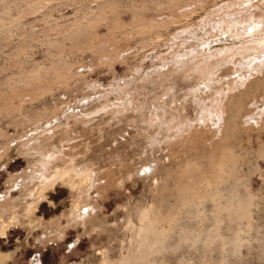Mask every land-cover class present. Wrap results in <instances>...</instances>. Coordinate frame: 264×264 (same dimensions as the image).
Listing matches in <instances>:
<instances>
[{"label": "rangeland", "instance_id": "1", "mask_svg": "<svg viewBox=\"0 0 264 264\" xmlns=\"http://www.w3.org/2000/svg\"><path fill=\"white\" fill-rule=\"evenodd\" d=\"M95 1L96 0H42L43 3L41 6L32 10L30 7L36 5L38 2L37 0H0V22L1 19L7 22L9 18L15 21V23L11 25V29L3 28L2 22L0 24V100H3L4 98V100L0 102L7 101V99L12 101L13 99L12 103L20 106V111L13 112L11 114L12 116L9 115L10 117L6 114H0V128L4 131V138L3 136L0 137V147H2V149L0 148V153L5 147V142H7L8 139L10 140L15 134H18L17 136L20 135L21 138L25 140L27 137L31 136V133L34 135V132H40L41 128H36L37 130L34 129V123H36L37 126V124H40L47 115L63 106L67 107L68 104L69 107L66 108L67 110L65 109L66 114L65 112H62L60 113L58 120L54 119V125H57L59 128L56 127L54 133L49 134V138L47 137L42 143L43 149L45 150L48 148L54 151L57 150L53 161L50 163L51 169L58 170L64 168V173L68 172V175H74V173L78 171L79 164L81 165L83 162H88L90 165L100 164L108 167L110 165L109 163L112 162V167L110 166L111 168H109L118 169L117 166L119 160H117L118 157H116L117 159L115 158L117 152H122V154H124L129 148L135 149V147L137 149L134 151L138 152L142 146H145L143 147L145 149L152 147V150H148L146 153L141 152L142 154L140 153V155L136 153L137 156L134 155V158L137 157L136 159H138L140 157L139 159H141L145 157V154L147 153L149 158L152 154H155L154 156L164 155L170 151V147L166 143L161 142V144H159L160 146L158 145L160 150L157 151V147V150H155L156 152L154 153L152 151L153 148L155 149V146L147 144V138L149 139L151 137L149 134L153 132L157 126H161L162 128L165 127L164 121L160 122L161 119L165 120V117L162 115V118L159 119L157 114H163L164 111L165 113H168L173 104L174 106L177 105V107L186 106V112L188 115L195 114L192 105L193 102H191L192 94H189L188 91L196 80V77L194 79L191 73L195 74L194 69L199 60L204 57H211L213 56L211 54L219 49H224V47L227 46L225 48L226 50L232 48L231 59L233 61L241 59L245 61H242L243 65L241 64V69L245 70L253 67L255 63L250 64L252 60L249 62L248 59H250L249 57L252 54L258 53L260 50V48L256 50H245V47H240V44L242 43H239V41L251 37L253 34H248L249 36L247 34H240L239 28H235V26L239 27L240 25L237 26L233 24L232 26V19L228 17L226 20L228 22L225 23V21H223V25L225 24L223 29H231V31L228 30L225 33H218L216 30H213L214 33L212 32V34H194L196 36L193 34H182L184 38L185 36L188 38L189 35L190 37L188 40H185L186 42L178 40V43H182L179 46L174 44L170 47L168 46L170 44L169 42L164 43L165 41H162L160 44H154L155 46L152 47V41L157 39L155 34L149 33L145 38L140 36V34H128L126 39L123 37L119 38L118 46L119 48L124 49V53L121 52V54L118 55V58H116L117 60H109L105 57H101L103 58L101 60L97 53L92 52L89 49H84L80 44L79 47L71 48L70 39L64 38L63 35H61L62 30L64 31L69 24L73 23L75 21L74 18H76L77 15L81 16L83 12L95 10L97 4ZM128 1L130 2L132 0H117L116 3L118 5L120 4L119 7H121V2L127 4L129 3ZM154 1L155 0H150L149 2L152 3ZM227 1L232 0H225L222 1V3ZM4 5H10L8 12L5 14L3 12L5 8ZM240 5L242 7L237 9ZM232 6L230 9L226 8L223 11H220L217 16L225 15L226 13L229 14L230 11L237 12L236 14L238 16L236 15V18L241 16L246 20L250 18L257 20L259 17V19L263 21V24L261 25L260 31L253 35V38L256 37L253 46H257L259 43H262L260 45H264V0H251V2L246 5L238 3L236 6L235 4ZM233 8L236 9L233 10ZM2 15L4 18H2ZM123 15L126 21L130 20L128 14ZM199 18H194V20L197 21H194L192 24L197 23L198 25V22L200 23L201 21ZM234 20L235 19H233V21ZM108 28V25L104 26V24H100L96 27L100 38L106 41L103 42V48L106 51H109L108 49L112 50L114 47L112 41H107L109 37L105 32H107ZM182 29L183 28H181V30ZM114 34L117 33L114 32ZM48 36L64 43L65 57H67L70 63H72L73 68L79 64L83 65L74 68L73 71L75 69V71L83 70L84 74H82L81 77L79 76L69 80L71 83H69L68 88L62 87L61 82H57L56 84L53 82L49 93L47 92L45 95H40V97L33 100L28 91L22 93L19 92L20 94H17V97L13 96L10 98L13 92V85L16 84L19 87L23 86V78L21 77L23 74H30V72L35 74L36 71L41 72L42 74L43 70L39 71L38 67L42 64H45L46 67L49 66L52 57L51 55L57 52V48L52 46V44L49 45L46 40ZM220 38H223L224 40L221 41ZM253 38L250 40L253 41ZM201 41L202 43H199ZM186 45L188 46L186 47ZM208 45H210V49L208 48ZM197 46L203 49V54L201 52L199 54L196 53L194 56L189 57L191 58L189 59L191 61L187 58V62L172 67V62L176 59V56L183 54L185 51H189V48L195 49ZM68 47H70V49ZM106 47L108 49H106ZM205 51L207 53L204 56ZM233 51H235V53ZM228 52L229 51H227V53ZM242 54H246L248 58ZM196 56L201 57L199 58ZM122 57L125 58V61H122ZM210 61H214V57H211L207 62ZM162 62L166 65L160 66ZM135 64H138L136 68L134 67ZM192 64L194 67L190 69V67L193 66ZM211 66L212 65L209 63L208 67L210 68ZM232 66V63H228L217 68L218 70H216L215 75H213L214 77L212 76L215 78L214 83L217 86L221 85L220 81L217 82V78L223 81L229 77H234L233 74L229 75V77H221L222 70ZM184 69L185 71H183ZM122 75H125L124 79L119 78ZM85 80L88 83L85 82ZM90 80L97 84L95 88L88 86L89 83H92ZM125 81L127 83H125ZM121 84H123L124 90H120L129 93L127 98L131 99V101L128 103L122 102L123 99L120 97L122 92L120 91L121 94L119 95V92L115 89ZM169 86L171 89L167 90ZM111 88H114L115 90H112ZM84 94H89V99L88 97L86 98L88 101L82 99ZM203 95L205 94L203 93ZM21 96L22 99H20ZM174 97L175 99L177 97V99L175 100ZM75 98L76 100H74ZM172 98L176 103L172 102ZM90 99H92V102ZM75 101L77 104L79 102L82 103L81 105L79 103L82 107L87 104L86 107H84L85 109L82 107L78 110L77 107L73 108V106L76 105ZM132 105H135L136 108H132ZM166 105L168 107H166ZM99 106H105L100 113L85 114L87 113L86 109H92L93 107V109H95ZM127 106L129 108H127ZM138 106L140 108H138ZM47 110L51 111L46 112ZM173 111L176 112L177 109ZM44 112H46L45 116L43 115ZM35 119L38 121L36 122ZM14 120L17 123L14 124ZM66 128H70L71 132H66ZM256 130L260 131L257 132ZM243 132L244 131L241 132L243 146L253 151V156H251L250 160L252 163H255V161L256 163L258 162L257 165L262 168L261 173L264 175V160H262V158H254L256 156L254 155L256 152L255 149L259 147L258 144L261 145L264 143V125ZM18 139V137H14L12 141H8V154L7 152L5 153L2 151V157H0V194H6V197L4 196L3 198L4 202L6 198H11L14 199V204L17 201L18 203H22L21 201H23L24 198L22 199V194H19L17 190L18 185L14 184L11 186L12 182H14L13 177L20 176V174H22L21 171L26 170L28 166V156L24 152L23 154L25 155H23L20 153L22 151L16 148V145H18V142L16 141ZM247 140H249V144L245 143ZM174 146L177 148L179 147L178 150L181 151L180 153L183 155V160L187 159L186 157H188V159L198 157L209 150L207 145L189 148V150L184 148V146L180 145L178 142L177 144L175 143ZM182 149L186 151H182ZM115 151L117 152L115 153ZM149 153H151V156ZM120 154L121 153H119V155ZM131 158L132 157L129 159L127 158V161L132 162V160H130ZM139 162L140 161L134 164V166L139 165ZM173 164L174 166L171 167V172H175L173 170L179 168L178 164H176L177 168L175 167V163ZM128 165H131V163ZM128 167H133V164L127 166V168ZM247 167H249L247 163L243 164V170H247ZM70 168L74 171L71 170L72 172L69 173L68 170H70ZM123 168L122 172L125 171L123 176H127V171L125 170V167ZM168 168L170 169V166L166 168V171H169ZM61 169L60 171L62 172L63 170ZM134 170L135 169H133V171ZM117 172L116 175L120 177V171L117 170ZM256 172H251L249 174V177H251L249 178L250 188L256 193L255 205L250 214V225L246 223L245 219H240L239 221L236 220L234 223L230 224H228V221H223L221 223L222 233L228 236H231L234 233L233 231L240 228V235L242 237V242L240 244L235 246L233 244L231 245L232 242L227 241V243L223 245L219 240L215 239L211 243L212 245L205 243V245L209 246H203V237L206 235L205 232L213 225L212 214L210 209H208L211 207L209 206L211 204H208V202L206 205L207 214H205L207 217L202 214L203 216L201 215V218H199L200 216L196 217L191 213H187L182 217V214H179L178 218L184 219L181 221L179 219L178 221L182 224L177 225H175L177 220H174V230H172L171 237L168 238L165 243V245L168 246L165 248L164 245V250L153 254L147 261L141 264H264V177L259 176ZM123 176H121V178ZM9 178H12V180ZM75 178V180H78L77 177ZM124 178L126 177H123V179ZM136 178L137 177L128 176L127 179H124V182H122L123 185H119V178V187L113 185L112 187H109L111 189L107 188L106 192L103 191L105 194L101 193L102 196H100V194V197L95 195V192H90L89 196H87V201L96 204L97 206L94 208L96 210L93 209L94 211L92 210L90 212L91 218L94 217V215L95 218H89V224L87 223L88 220L87 222L85 221L86 223H79L77 219H70L72 216L69 213L72 210L74 211L75 200H79L80 197L76 196V194L71 191L72 189L69 188V184H61L62 182H60V180H55L53 187L46 189L44 192L45 197L43 196V199L37 203V207L29 212L30 215L28 212L25 215L23 212L24 209H21L22 206L18 203L17 204L20 207L16 204L17 208L15 207L16 210H14L18 213L20 212L19 214H15V211L9 208L10 211L6 209V211H1L0 214L2 212L4 213L0 215L3 216L1 217L2 220L0 219V264H31L30 259L34 257L39 259L40 264H103L102 260L104 259L117 260L119 256L121 257V255L126 254L129 249H132L130 243L132 244L133 231L131 227H128L129 224H127V220L130 218L132 224L135 225L136 218L134 215V207L137 201V206H139L148 202L152 197V189H149L151 187L149 186V179L147 180L146 178H143L142 180V178ZM101 179L102 178L98 180V183L104 181V179ZM81 200L82 199H80V201ZM3 201L0 200V202ZM11 210L13 212H11ZM21 212L24 216L23 214L20 216ZM66 217L70 220H67ZM67 221H70L68 222L69 224H67ZM70 224L73 226H70ZM197 228L199 231H201L200 228L203 229V232L205 231L203 233L204 235L201 233L202 231L199 232L202 236H199L198 238H196V235H192L195 236V240L197 241H194L193 239L183 241V239H181L182 232L187 233L194 231V233H196L195 231L198 230Z\"/></svg>", "mask_w": 264, "mask_h": 264}, {"label": "bare ground", "instance_id": "2", "mask_svg": "<svg viewBox=\"0 0 264 264\" xmlns=\"http://www.w3.org/2000/svg\"><path fill=\"white\" fill-rule=\"evenodd\" d=\"M37 1L38 2L36 5L30 7L32 10L35 9L36 7L41 6V4L43 3L42 0H37ZM67 1H75V0H67ZM149 1L150 0H132L130 2L128 1L129 3L127 4L126 3L123 4L121 2V7H119L120 4L118 5L116 3L117 0H103V1L96 0L95 3L97 2V4L95 6V10H88L86 12H83L81 16L77 15V17L74 18L75 21L69 24V26L65 28L64 31L62 30L63 33L61 32V35H63L64 38L70 39L71 48L79 47V44H80V46L83 47L84 49H89L90 51L97 53L100 56L101 60L104 57L109 60H114V59L117 60L116 58H118V55L121 54V52L124 53L123 52L124 49H121L118 46V41L120 40L119 38L123 37L126 39L128 34H131V33L140 34V36L144 38L145 36H147V34L153 33L156 35L157 39H154L155 41H152L151 43L152 47L155 46L154 44H160L162 41H165L164 43L169 42L170 44L168 46L171 47L174 44H177L178 46L181 45L182 43L181 42L178 43V40L186 42L185 40H188V38L190 37L189 35L188 38L187 36H185L184 38L182 34H186V35L187 34L197 35V34H208V33L212 34L213 30H216L218 33H225L229 29H226V30L223 29L225 25V24L223 25V21H225V23L228 22L226 21L228 17L232 19L231 20L232 26L233 24L237 26L240 25L239 27L235 26L236 29L239 28L240 34H247V35L253 34L254 35L255 33H258L260 31L261 25L263 24V21L260 20L259 17L257 20L251 19V18L246 20L240 15H239L240 17L236 18L237 12L235 13V12L229 11V14L226 13L224 15L222 13L223 15L217 16V14H219L220 11H223L226 8L230 9V7L233 4H235V6L238 3L242 5H246V4H249L251 0H232V1H227L223 3L222 1H225V0H155L152 3H150ZM9 6L4 5L5 7V8L3 7L4 14L8 12ZM240 7L242 6L240 5L239 8L237 7V9H240ZM234 9L236 8H233V10ZM240 13H243V12H240ZM123 14H128L130 17V20L126 21L124 19ZM2 18H4L3 15H2ZM194 18L196 19L199 18V20L201 19L200 23L198 22V25L197 23L192 24L195 21ZM14 19L17 20L16 18ZM233 19L235 20L233 21ZM1 22H2L3 28L5 29L10 28L11 25L15 23V21L11 20L10 18L7 22L1 19ZM100 24H104V26L108 25L109 27L107 29V32L105 33H107L106 35L109 37L107 41L109 40L112 41V44L114 46L112 50L106 47V49L109 50V51H106L103 48V42H106V41L100 38V35L98 34V31L96 30V27ZM226 27H229V26H226ZM181 28L183 29L181 30ZM229 31H231V29ZM114 32L117 34H114ZM253 35L251 37H247L244 40L239 41V43H242L240 44V47H243V48L245 47V50L247 49L256 50L260 48L258 53L252 54L251 56L249 55L250 56L249 57L250 59H248L249 62L252 60L250 64L255 63L253 67L242 70L241 69L243 65L242 61L244 60L241 59L238 61H235V60L233 61L231 59L232 58L231 57L232 48L230 50L229 49L226 50L225 48L227 46L225 45L226 47H224V49L222 48V49H219L218 51L215 50L216 52L211 54L213 55L211 57H214V61L207 62L211 59V57L209 56L208 58L206 57L201 58L198 64H196V67L194 69L195 74L191 73L194 79L196 77V80L194 84H192L188 92L189 94H192L191 102H193L192 105H193V110H195V114L188 115V113L186 112V106L180 105L181 107H177V105L174 106L173 103H172L173 104L172 107H170V109L168 108L169 114L167 112L165 113V111L163 112V114H160V115L157 114L159 119L162 118L161 117L162 115L163 117H165L164 118L165 120H162V119L160 120V122L164 121L165 127L162 128L161 126H157V128L149 134L151 137L149 139L147 138V144H151L152 146H155V149L153 148V151H152L155 153L156 152L155 150H157V147L159 144H161V142L166 143L170 147V151L164 155L154 156L155 154H152L151 156V153H152L151 152L149 153L151 156L150 158L148 157V153H147L145 154L146 155L145 157L141 159H139L140 158L139 157L138 159H136L137 158L136 153L140 155L141 152L146 153L148 152V150H152L151 149L152 147H148L147 149L143 148L145 146H142L139 149V146H140L139 145L138 152H135L136 151L135 149H137L136 147L135 149L129 148V150L126 151L124 154H122V152H119L121 153L120 155L117 152L118 150L115 151V153L117 152L115 154L116 155L115 158L118 157V159L117 158L116 159L119 160L118 161L119 164L117 166L118 169H110L112 167L111 166L112 162L109 163L110 165L107 164L109 165V167L111 166L110 168L106 165H100V164L90 165V163L88 164V162L87 163L83 162L81 165L79 164L78 171H76L74 175L69 174L70 176L68 175L67 168H66L67 173H64L65 172L63 170L64 168L61 169L60 165H59V168L63 170L62 172L60 171V169L58 170L51 169L50 163L51 161H53L55 157V153H57V150L54 151V150H50L49 148L45 150L43 149L42 143L44 140H46L47 137L49 138L50 136L49 134L54 133V129L58 127L57 125H54V119L58 120L60 113L62 112L64 113L67 110L66 108L69 107L68 104H67V107L63 106L58 110H55V111L53 110L54 112L47 115L43 120L40 119L42 120V122L40 124H37V126H36V123H34L35 124L34 129L41 128L40 132L36 133L33 131L35 134L32 135L33 133H31V136L27 137L25 140H23L20 135L19 137L17 136L18 134L17 135L15 134L14 137L19 138L16 141L18 142V145H16L17 146L16 148L22 151L20 153L23 154L24 152L28 156V160H27L28 166H27V169L24 168L26 170L21 171L22 174L19 173L20 176L13 177L14 182L12 181L10 182H12L11 186L14 184L18 185L17 190L19 194H22L21 195L23 196L22 199L23 198L24 199L23 201H21L22 203H18L17 201L14 204L13 203L14 199H11V198L10 199L6 198L4 202L3 198L4 196L6 197V194L5 195L0 194V200L3 201V202H0V212L6 211L9 209L14 210L16 207V204L18 203L20 204V206H22L21 209H24L23 210L24 214L26 215L27 212L29 214L30 211H32L33 209L37 207V203L43 199L44 192L46 191V189L52 188L55 180L57 181L60 180V182H62L61 184H65V185L69 184V188L72 189L71 191H73L76 194V196L80 197L79 200L78 199L75 200L76 202L74 204V207H75L74 211L72 210L69 213L72 216L70 217V219L71 218L72 220L77 219L79 223L85 222V221L87 222L88 220L87 223L89 224V218L90 219L95 218V215L94 217L91 218L90 212L97 206L96 204H92L87 201V198H88L87 196H89L90 192H95V195L99 196L101 193H103V191L106 192L107 191L106 189L109 187H112L113 185L114 186L117 185V187H119L120 184L123 185L122 182H124V179L126 180L128 176L137 177V178L139 177L138 179L142 178V180L143 178H146L147 180L149 179L150 181L149 186H151L149 189H152L151 190L152 197L150 198L148 202L144 203L143 201L144 204L139 205V206H137L138 204V201H137L134 207V213H135L134 215L136 218L135 225L132 224V221H130V218L127 220V224H129L128 227H131L133 231L132 244L130 243V245H132V249H129V251L127 249L128 252H126V254L124 255H121V257L119 256L120 258L118 257L117 260H109V259L102 260L103 264H141L147 261L153 254H156L164 250L163 248L166 243V240L171 237L172 230H174V226L177 224H182L178 220L180 219L181 221L184 218H178L179 214H182V217H183L185 214L191 213V214H194L196 217L200 216L199 218H201L202 214L203 215L207 214L206 205L208 202H209L208 204H211L209 205L211 207H209L208 209H210L211 214H212V222H213L212 227L206 230V232L204 231L206 235L203 234L204 232H203V229L201 228L200 230L202 232L199 231L198 228H197L198 232L195 231L196 233H194V231L193 232L190 231L187 233L182 232L181 239H183V241L185 240L187 241L189 239L190 240L193 239L194 241H197L195 240V236H192V235H196L197 236L196 238H198L199 236H202L203 234L204 244L203 242L202 244L205 247L209 246V245H205V243L207 244L209 243L210 245H212L211 243L215 239L219 240L221 244L223 245L227 243V241L232 242L231 245L233 244L235 246L240 244L242 242L241 241L242 237L240 235V228H237L235 231H233L234 233L231 236H228L222 233L221 223L223 221H226V222L228 221L229 222L228 224H230V223H234V221L236 220L239 221L240 219L242 220L245 219L246 223L248 224L250 223V218H251L250 214L255 205L256 193L252 191L250 188L249 178L251 177H249L250 176L249 174L251 172L257 171L256 173H258L259 176L264 177V175L261 173L262 168L257 165L258 162L256 163L255 160H254L255 163L251 162L250 158L251 156H253V151L243 146V138L241 137L242 131L245 132L246 130H250L252 128H258L264 125V45H260L262 43H259L258 45L260 46L258 45L253 46V43L256 41L254 40L256 37L254 36L255 38H253ZM194 36H191V37H194ZM251 38H253V41L250 40ZM104 39H107V38H104ZM46 40L48 41L49 45L52 44V46H55L57 48V52L51 55L52 57L50 59L49 66L46 67L45 64H42L40 65V67H38L39 71L43 70L42 74L41 72H37V71L35 74L31 72L30 74H23L21 76L23 78V86L19 87L16 84L13 85L12 86L13 92L10 98L24 91H28L30 93L31 99L33 100V99H36L37 97H40V95L42 96L43 94L45 95V93L47 92L49 93L51 91L53 82H55V84L57 82H61L62 87L68 88L69 83H71L69 82V80L77 78L79 76L81 77V75L84 74L83 70L75 71L76 70L75 69L73 71L74 68L83 66V65L79 64L73 68L72 63H70L67 57H65L64 43H62L61 41H58L55 38H51L50 36H48ZM220 40L223 41L224 39L220 38ZM199 43H202V41ZM187 46L188 45H186V47ZM70 47L68 48L70 49ZM209 47L210 45H208V48ZM202 50L203 49L199 48L198 46L195 49L189 48V51H185L183 54L176 56V59L173 60L172 62L173 64L172 67L173 66L176 67L177 65L181 63L183 64L187 62V58L188 60L191 59L189 57L194 56L196 53L199 54L201 52L203 54ZM227 51L229 52L227 53ZM207 52H208V49H207ZM207 52L205 51L204 56L206 55ZM233 52L235 53V51ZM244 56L248 58L246 54ZM196 57H199V56H196ZM124 59L125 58L122 57V61H125ZM103 61H100V62H103ZM209 63L212 65L210 68L208 67ZM228 63H232L233 66L228 67L226 69L222 68L223 70L221 72V75H222L221 77H224V76L229 77V75L231 74H233L234 77L233 78L229 77L228 79H225L223 81L217 78L216 79L217 82L220 81V84H221L220 86H217L214 83L215 78H213L214 77L213 75H215L216 70H218L217 68L224 66ZM163 65H166V64L162 62L160 66H163ZM136 66H138V64L134 65L135 68ZM193 67L194 65L190 67V69ZM185 69H188V68H185ZM185 69L183 71H185ZM119 78L124 79L125 75H122ZM85 82L87 81L85 80ZM125 83L127 82L125 81ZM88 86L91 88H95L97 84L92 81V83H89ZM115 89H117V92H119V95L122 92L121 94L122 96L120 95L121 99H123L122 102L128 103L131 101V99L127 98V95L129 93H127V91H121L122 89L124 90L123 84L119 85L118 88L116 87ZM115 89L113 88L112 90H115ZM169 89H171L170 86L167 90ZM203 93L205 95H203ZM16 97H15V100H16ZM87 97L89 99V94H84L82 96V99L87 100L86 99ZM20 99H22V96L20 97ZM174 99L173 101L172 100L171 101L176 103L175 100L177 99V97L175 100ZM3 100H0V101H3ZM74 100H76V98ZM91 100L92 99H90V101ZM12 101H10V99L9 100L7 99V101H4L2 103L0 102L1 103L0 104V114H6L9 116L13 112L20 111V106L14 105ZM79 103L78 104L76 103V105L73 106V108L77 107V110L80 109V107H82L80 106L82 103H80V105ZM86 105H83V106L86 107ZM104 107L105 106H99L95 109H93L94 107L92 109L91 108L86 109L87 113L85 114L100 113ZM133 107L136 108L135 105H132V108ZM166 107L168 106L166 105ZM127 108L129 107L127 106ZM138 108L140 107L138 106ZM175 109H177L176 112L173 111ZM50 111L47 110L46 112H50ZM46 112H44L43 114L44 116ZM37 121L38 120H36V122ZM13 123L15 124L17 122H15L14 120ZM70 130L71 129L68 128L66 132ZM3 134H4V131L0 128V137H2ZM14 137H12L10 140L12 141ZM10 140L8 139L7 142H5V147L2 150L5 153L7 152V149H8L7 147L9 146L8 141ZM248 141L249 140H247V142L245 141L244 142L249 144ZM177 142L180 143V145H183L184 148L188 150L189 148H196L202 145L203 146L207 145L209 150L207 152H204L205 154L199 155L198 157H194L192 159H188V157H186L187 159L183 160L182 159L183 155L182 153H180L181 151L178 150L179 147L177 148L174 146L175 143L177 144ZM263 144L261 145L258 144L259 147L256 148L257 150L255 149L256 152L254 151L255 152L254 155H256L254 158H262V160H264V145ZM0 148L2 149V147ZM159 150L160 148L158 147L157 151ZM183 150L184 149H182V151ZM190 152H189V155H190ZM1 153H0V157H2ZM134 155H136L135 156L136 158L133 157ZM185 155H184V158H185ZM130 157H132L130 159L132 160V162L127 161ZM138 161H140L139 165H137L138 167L134 166V164L138 163ZM130 163L131 165L133 164V167L127 168V166H131V165H128ZM173 163H175V167H176V164H178L179 166L178 169L173 170L175 172H171V169H172L171 167L174 166ZM245 163H247V165L249 166L247 167V170H243L244 169L243 164ZM169 166H170V169L168 168L169 171L168 170L166 171V168ZM123 167H125V170L127 171L126 173L127 176H123L125 172V171L122 172V170L124 169ZM133 169L135 170L133 171ZM71 170L74 171L73 169L70 168V170H68L69 173L72 172ZM117 170L120 171V174H119L120 177L116 175L118 173ZM71 175L73 177L74 176L77 177L78 180H75L76 178L74 177L75 178L74 179ZM121 176L126 177V178L123 179V177L121 178ZM100 178H102L101 180L104 179L102 183H98V180ZM9 179L12 180V178H9ZM130 182H131V179H130ZM124 189H127V188H124ZM1 196H2V199H1ZM100 196H102V194ZM25 197H28V198H25ZM80 199L82 200L80 201ZM12 210L11 212H13ZM2 213L0 215H2ZM14 213L16 214L18 212L15 211ZM22 214L23 213L21 212L20 216H22ZM1 217L3 216H0V219ZM67 217L66 219L70 220ZM174 220H177L175 225H173ZM68 222L70 221H67V224H69ZM71 225L72 224H70V226ZM199 232H201L202 234ZM167 246L165 245V248ZM30 260H31V264H40L39 259H37V257H34Z\"/></svg>", "mask_w": 264, "mask_h": 264}]
</instances>
